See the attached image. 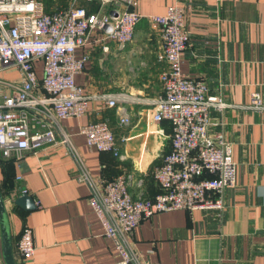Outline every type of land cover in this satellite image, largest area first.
Wrapping results in <instances>:
<instances>
[{
    "label": "crops",
    "instance_id": "obj_1",
    "mask_svg": "<svg viewBox=\"0 0 264 264\" xmlns=\"http://www.w3.org/2000/svg\"><path fill=\"white\" fill-rule=\"evenodd\" d=\"M173 2L184 8L188 33L181 71L203 79L209 92L228 104L210 109L209 129L232 142L235 183L224 189L219 213L156 212L134 227L128 241L142 259L159 264H264V109L245 106L254 91L264 104V0H136L132 9L140 17L129 41L119 46L107 40L103 51V42L94 38L75 50L88 55L75 82L90 95L123 92L116 106L125 108L129 122L119 125L118 108L95 97L88 98L82 115L59 122L91 176L111 179L125 172L133 197L156 193L151 169L169 149L170 129L166 121L148 116L151 100L161 92L163 63L157 58L158 31L147 15L162 13ZM34 64L40 73V62ZM95 119L108 122L122 158L86 146L78 129ZM76 171V157L62 144L26 150L18 158L0 156V194L15 264H117V250L103 235L88 187L76 180ZM21 186L34 208L12 203ZM23 225L32 231L34 252L28 260L15 246ZM0 264H5L1 236Z\"/></svg>",
    "mask_w": 264,
    "mask_h": 264
},
{
    "label": "built area",
    "instance_id": "obj_2",
    "mask_svg": "<svg viewBox=\"0 0 264 264\" xmlns=\"http://www.w3.org/2000/svg\"><path fill=\"white\" fill-rule=\"evenodd\" d=\"M135 2L71 0L67 6L46 11L40 0H0V156L18 158L43 145H64L77 159L75 178L88 187L89 205L103 235L117 250V264H159L142 259L128 241L134 227L160 211L219 213L224 189L235 183L232 142L223 132L209 129L210 109L228 104L218 92H209L203 79L180 69V52L188 42L183 6L173 2L162 13L147 15L157 28V58L163 63L158 74L161 92L151 100L148 116L155 122L166 121L170 129L169 149L151 169L158 187L154 195L133 197L127 189L130 174L125 172L111 179L91 176L59 122L82 115L90 97L101 98L108 107L125 98L123 92L85 93L74 76L83 69L88 55L84 51L76 55L75 50L94 38L103 42V51L108 49L107 40L119 46L129 41L140 17L132 9ZM84 3H92L95 9L87 10ZM11 70L16 76L1 75ZM245 106L264 109L256 91ZM117 108L118 124L126 125L129 116L125 108ZM78 132L87 147L123 157L105 119L87 121ZM23 192L27 193L21 186L19 193ZM15 246L22 260L31 258L34 246L29 226H22Z\"/></svg>",
    "mask_w": 264,
    "mask_h": 264
},
{
    "label": "water",
    "instance_id": "obj_3",
    "mask_svg": "<svg viewBox=\"0 0 264 264\" xmlns=\"http://www.w3.org/2000/svg\"><path fill=\"white\" fill-rule=\"evenodd\" d=\"M12 203L28 210L35 207L34 201L30 195L23 192L16 195L12 199ZM0 236H1V249L5 264H15L12 258L10 236L5 212L4 201L0 194Z\"/></svg>",
    "mask_w": 264,
    "mask_h": 264
},
{
    "label": "rangeland",
    "instance_id": "obj_4",
    "mask_svg": "<svg viewBox=\"0 0 264 264\" xmlns=\"http://www.w3.org/2000/svg\"><path fill=\"white\" fill-rule=\"evenodd\" d=\"M46 10H53L59 7L67 6L71 0H40ZM5 78L14 77L15 74L12 72L4 71L1 73Z\"/></svg>",
    "mask_w": 264,
    "mask_h": 264
},
{
    "label": "trees",
    "instance_id": "obj_5",
    "mask_svg": "<svg viewBox=\"0 0 264 264\" xmlns=\"http://www.w3.org/2000/svg\"><path fill=\"white\" fill-rule=\"evenodd\" d=\"M84 4H85V7L87 8V10H94L95 9V5H93L92 3H84ZM46 11H50V10H46Z\"/></svg>",
    "mask_w": 264,
    "mask_h": 264
}]
</instances>
